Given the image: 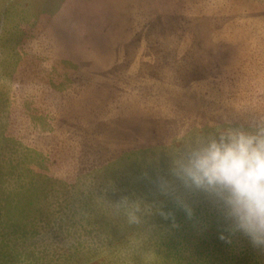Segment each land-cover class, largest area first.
Instances as JSON below:
<instances>
[{"label": "rangeland", "instance_id": "rangeland-1", "mask_svg": "<svg viewBox=\"0 0 264 264\" xmlns=\"http://www.w3.org/2000/svg\"><path fill=\"white\" fill-rule=\"evenodd\" d=\"M262 105L264 0H0V264H264L159 188L162 151Z\"/></svg>", "mask_w": 264, "mask_h": 264}, {"label": "clouds", "instance_id": "clouds-1", "mask_svg": "<svg viewBox=\"0 0 264 264\" xmlns=\"http://www.w3.org/2000/svg\"><path fill=\"white\" fill-rule=\"evenodd\" d=\"M162 152L167 157L162 193L172 195L189 216L186 195H204L218 214L221 240L243 237L264 252V105L238 111ZM118 205L131 207L130 224L141 223L139 204Z\"/></svg>", "mask_w": 264, "mask_h": 264}]
</instances>
